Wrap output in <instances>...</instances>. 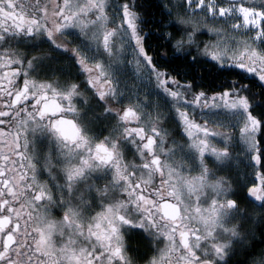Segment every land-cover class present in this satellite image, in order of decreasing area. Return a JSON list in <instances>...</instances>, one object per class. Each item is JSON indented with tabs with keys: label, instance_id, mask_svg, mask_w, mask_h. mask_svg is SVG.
I'll use <instances>...</instances> for the list:
<instances>
[{
	"label": "snow or ice",
	"instance_id": "snow-or-ice-1",
	"mask_svg": "<svg viewBox=\"0 0 264 264\" xmlns=\"http://www.w3.org/2000/svg\"><path fill=\"white\" fill-rule=\"evenodd\" d=\"M0 264H264V0H0Z\"/></svg>",
	"mask_w": 264,
	"mask_h": 264
},
{
	"label": "rangeland",
	"instance_id": "rangeland-1",
	"mask_svg": "<svg viewBox=\"0 0 264 264\" xmlns=\"http://www.w3.org/2000/svg\"><path fill=\"white\" fill-rule=\"evenodd\" d=\"M122 84L127 86L132 91H139L141 95L145 90L151 91V85L144 77H138L134 71V65H127L121 69ZM257 240V239H256Z\"/></svg>",
	"mask_w": 264,
	"mask_h": 264
},
{
	"label": "flooded vegetation",
	"instance_id": "flooded-vegetation-1",
	"mask_svg": "<svg viewBox=\"0 0 264 264\" xmlns=\"http://www.w3.org/2000/svg\"><path fill=\"white\" fill-rule=\"evenodd\" d=\"M153 47H155V42H153ZM199 70V69H198ZM202 75H204L205 79L208 81L209 84H213V74L207 68L203 69Z\"/></svg>",
	"mask_w": 264,
	"mask_h": 264
},
{
	"label": "trees",
	"instance_id": "trees-1",
	"mask_svg": "<svg viewBox=\"0 0 264 264\" xmlns=\"http://www.w3.org/2000/svg\"><path fill=\"white\" fill-rule=\"evenodd\" d=\"M255 243H256V245H257V246H260V244H261V241H260L259 237H257V240H256V242H255Z\"/></svg>",
	"mask_w": 264,
	"mask_h": 264
}]
</instances>
